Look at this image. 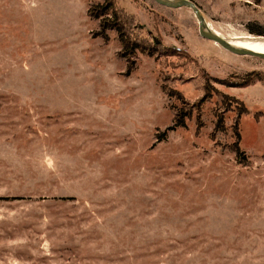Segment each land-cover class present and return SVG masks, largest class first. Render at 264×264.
<instances>
[{
    "label": "rangeland",
    "instance_id": "1",
    "mask_svg": "<svg viewBox=\"0 0 264 264\" xmlns=\"http://www.w3.org/2000/svg\"><path fill=\"white\" fill-rule=\"evenodd\" d=\"M190 1L264 37V0ZM104 2L143 51L100 36ZM0 264H264V59L185 6L0 0Z\"/></svg>",
    "mask_w": 264,
    "mask_h": 264
},
{
    "label": "trees",
    "instance_id": "2",
    "mask_svg": "<svg viewBox=\"0 0 264 264\" xmlns=\"http://www.w3.org/2000/svg\"><path fill=\"white\" fill-rule=\"evenodd\" d=\"M99 9L102 12L100 13L101 14L100 16L105 15L104 17H102V20L99 21V26L101 30L99 34L104 40L107 39L106 35L103 33L104 29L112 28L115 30V32H117L118 39L121 43V50H123L126 53V55L124 54L123 56H128L134 53V51L136 50H140V51L144 50V48L141 46L140 40L139 39L136 40L132 38L133 33L131 29L134 24V19H133L134 16L132 14L127 13L125 10H122L118 7L117 8L114 7L110 2H104L100 4ZM154 42L158 43L155 39ZM129 68L130 67H128V70ZM186 114L187 113L183 112L182 109L177 110L174 117V123L170 128L177 126L184 127L185 126L184 118L187 116ZM215 118L216 121L214 124L213 132L220 131L223 129L222 118L220 117V115L215 114ZM235 136L236 139L233 144V151L235 152L236 156L239 159L244 161L245 155L244 152L241 151L238 146L239 137L236 129H235Z\"/></svg>",
    "mask_w": 264,
    "mask_h": 264
},
{
    "label": "water",
    "instance_id": "3",
    "mask_svg": "<svg viewBox=\"0 0 264 264\" xmlns=\"http://www.w3.org/2000/svg\"><path fill=\"white\" fill-rule=\"evenodd\" d=\"M154 1H156L157 3L161 5L171 7V8H177V7H182V6L189 7L197 19L198 34L201 37H203L204 39L211 40L214 43H218L220 46H222L223 48L227 49L228 51L232 53L239 54V55H250V56L259 57V58L264 59V52L235 47L231 45L230 43H228L225 39H223L219 35L211 32L205 25V20L203 18L202 13L195 6V4L191 2L190 0H154Z\"/></svg>",
    "mask_w": 264,
    "mask_h": 264
},
{
    "label": "bare ground",
    "instance_id": "4",
    "mask_svg": "<svg viewBox=\"0 0 264 264\" xmlns=\"http://www.w3.org/2000/svg\"><path fill=\"white\" fill-rule=\"evenodd\" d=\"M203 18H204V16H203ZM204 20H205V18H204ZM207 23L208 22L205 20V25L207 26V28L211 32L223 37L220 34V32L213 29L212 27L210 28V26H208L209 23L208 24ZM223 39H225L228 43H230L231 45H233L235 47L251 49L253 51L264 52V37L263 36L244 35V36H232V40L226 39L225 37H223Z\"/></svg>",
    "mask_w": 264,
    "mask_h": 264
}]
</instances>
